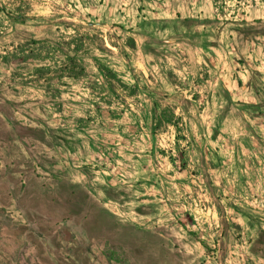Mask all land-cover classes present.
<instances>
[{"label": "rangeland", "instance_id": "374dc122", "mask_svg": "<svg viewBox=\"0 0 264 264\" xmlns=\"http://www.w3.org/2000/svg\"><path fill=\"white\" fill-rule=\"evenodd\" d=\"M0 264H264V0H0Z\"/></svg>", "mask_w": 264, "mask_h": 264}, {"label": "crops", "instance_id": "0c3cea01", "mask_svg": "<svg viewBox=\"0 0 264 264\" xmlns=\"http://www.w3.org/2000/svg\"><path fill=\"white\" fill-rule=\"evenodd\" d=\"M63 226H65V227L69 226V227H68V229H69V230H71V229H72V227H73V226H72V225H70V224H69V225H68V224H64ZM51 245H52V244H51ZM101 254H103V253L101 252ZM104 260H106V261H108V262H111V260H110V259H108V258H107L105 255H104Z\"/></svg>", "mask_w": 264, "mask_h": 264}, {"label": "trees", "instance_id": "16d2710c", "mask_svg": "<svg viewBox=\"0 0 264 264\" xmlns=\"http://www.w3.org/2000/svg\"><path fill=\"white\" fill-rule=\"evenodd\" d=\"M107 72V71H106Z\"/></svg>", "mask_w": 264, "mask_h": 264}]
</instances>
